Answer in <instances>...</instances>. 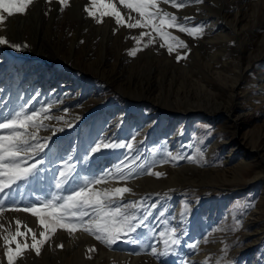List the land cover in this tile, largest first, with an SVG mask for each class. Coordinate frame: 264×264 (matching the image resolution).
Wrapping results in <instances>:
<instances>
[{
    "label": "rangeland",
    "instance_id": "rangeland-1",
    "mask_svg": "<svg viewBox=\"0 0 264 264\" xmlns=\"http://www.w3.org/2000/svg\"><path fill=\"white\" fill-rule=\"evenodd\" d=\"M89 2L69 0V7L61 12L57 0H35L33 7L41 3L47 12L42 14L53 9L59 12L51 31L42 28L45 33L50 31L45 42L49 54L36 53L38 56L30 59L20 54L29 59L27 64L37 72L35 76L50 70L52 85L34 84L40 83L36 77L25 91L19 90L17 83L0 84V112L19 110L21 105L40 109L51 104L50 114L63 117L45 121L48 128L39 135L51 136V141L45 150L47 156L42 153L37 157L44 164L35 178L21 183L15 198L23 206L36 196L44 198L57 192L55 181L65 161L79 177H91L115 171L121 161L131 163L133 157H139L133 165L136 171L138 165H145L165 175L153 176L154 184L141 183L151 176L143 173L127 182L133 194H126V200H143L145 207L157 204L151 209L147 227L137 232L149 234L150 228V235L158 239L166 227L161 221L167 220L168 227L180 230L182 243L167 255L152 256L150 249L133 255L138 247L130 243L120 242L118 247L124 251H112L82 231L69 235L57 230L39 256L28 250L17 264H264V0H202L182 9L161 0L164 10L192 18L188 26L204 28L197 38L170 30L189 46L178 50L187 57L180 60L176 53L160 48L158 39L144 48L148 37L137 55L130 56L129 51L136 47L132 37L147 30L117 26L110 17L102 18V23L88 19L83 9ZM113 3L127 21L128 10L119 0ZM78 17L87 25L91 20L90 28L82 29L86 33L90 29V42L79 36L82 43L72 52L70 38L75 29H81L77 28ZM102 36L106 37L104 46ZM24 42L27 51L34 50L31 32L26 33ZM99 49L105 53V67L94 63ZM9 64L5 60L0 67ZM131 75L144 79L145 88L137 90V84L129 85ZM53 128L63 131L52 135ZM129 142L134 145L131 150L110 148L88 155L96 143ZM232 149L235 152L229 161ZM168 152L185 158L161 164ZM188 156H196L197 161L190 162ZM119 186L124 185H103ZM21 212H5L8 214H3L0 222L13 217L4 227L14 232L16 217L21 231L31 228L39 236L42 228L38 218ZM160 212H164L163 217H159ZM149 243H156L163 251L162 242ZM194 243L198 244L196 249L189 247ZM92 247L96 251L89 253ZM67 248L72 252L64 259ZM3 253L0 239V264H6Z\"/></svg>",
    "mask_w": 264,
    "mask_h": 264
},
{
    "label": "snow or ice",
    "instance_id": "snow-or-ice-1",
    "mask_svg": "<svg viewBox=\"0 0 264 264\" xmlns=\"http://www.w3.org/2000/svg\"><path fill=\"white\" fill-rule=\"evenodd\" d=\"M46 2L51 3L52 0H46ZM57 2L61 5V12L69 7V0H57ZM200 2L202 0H162V3L175 9H182L188 3ZM34 3L35 0H0V31H6L9 18L26 15ZM119 3L128 10L127 21L113 0H90L83 10L97 23H102L104 17H110L114 19L117 26L146 29L147 31H141L138 36L132 37L136 47L129 51L130 56L137 55V52L141 50V42L148 37L147 43L143 45L144 48L156 43L158 39L160 48H166L169 54L176 53L177 60L186 59V54L181 56L178 50H187L188 44L170 30L187 34L193 38L203 35L202 25L188 26L192 18H181L164 10L160 7L161 0H119ZM132 13L136 16L133 17ZM116 30L114 28L113 32L115 33ZM0 45H6L17 51L22 47L21 44L11 42L6 35H0ZM23 47L26 48L27 45ZM51 109V104L47 107L42 106L40 109H26L24 105H21L19 110L0 112V217L8 211L30 213L38 218V223L42 228L37 236L31 228L21 231L20 220L15 221L14 232L10 227L5 228L3 224H0V230H2L0 239L3 241L6 264H17V261L28 250L34 251L39 256L44 245L50 243L57 230H64L69 235L82 231L112 251H124L118 247L120 242L130 243L138 247V251L131 253L133 255H139L149 249L152 256L167 255L174 250V246L181 245L180 230L177 227H168L167 220L161 221L166 227L159 232L158 239L150 235L153 232L150 228L149 234L137 232L139 228L147 227L146 221L149 216L153 215L151 209H155L157 204L153 203L145 207L143 200H126V194H133L132 189L126 186L127 182L133 176H139L142 173L157 178L165 175L163 172L152 171L145 165H138L139 171H136L133 165L139 157H133L131 163L121 161L115 171H104L100 175L91 177H79L73 165L65 161L64 169L59 172V177L55 181V188L58 191L44 198L36 196L33 201L20 206L22 201H17L15 197L20 192L21 183L30 182V178L38 175L44 160L37 159V157L42 153L47 156L45 150L49 148L51 136L40 137L39 133L42 129L47 130L48 125L45 121L63 119V117L51 115ZM56 131H63V129L53 128L52 135H55ZM132 139L135 140V137ZM133 147L131 142L96 143L90 148L88 155L99 153L102 149L127 148L131 150ZM184 158L168 152L167 158H162L160 163L166 164L170 160L176 161ZM186 158L190 162L197 161L196 156ZM154 164L155 162L153 166ZM113 182L124 186L103 187ZM185 210H187L186 207ZM163 216L164 212H160L159 217ZM29 233L31 244L28 243ZM18 238H22L23 243ZM149 240L162 242L163 251H159L157 244L149 243ZM57 247L63 248V244H58ZM189 247L196 249L198 244L194 243ZM95 251V247L88 249L89 253ZM88 258L90 259L91 256Z\"/></svg>",
    "mask_w": 264,
    "mask_h": 264
},
{
    "label": "bare ground",
    "instance_id": "bare-ground-1",
    "mask_svg": "<svg viewBox=\"0 0 264 264\" xmlns=\"http://www.w3.org/2000/svg\"><path fill=\"white\" fill-rule=\"evenodd\" d=\"M37 2V1H36ZM74 6V5H73ZM42 12L44 11V7L42 6L41 3H38L35 7L32 6V9L28 11V13L26 15H23V17L17 16L16 17H11L8 19L7 23H6V31H0V35H6V37L13 43H18L21 44V50L17 51L16 49L10 48L6 45H0V62L3 61H7L10 63L7 67H5L4 69H2L1 67V71H0V84H4V86H9V85H13L14 83H17L19 85V90L25 91L28 88L32 87V81L34 80V78L36 77L38 79V81L40 83H34V84H39L40 86H43L45 88H49L50 85H52L51 83H49V75H50V70L47 71L43 70V73H39L35 76V72L34 70H30V66L27 64L28 60L30 58L36 57L38 56L37 54H41L44 55L43 52L48 53V49L46 47L45 42L48 43V39H50V31L53 29V24L55 21V17L57 16V14L59 13L57 11V9H53L52 11L50 10V12L48 14H42ZM47 13V12H45ZM57 13V14H56ZM75 13V12H74ZM77 14V13H76ZM80 14V13H79ZM78 14V15H79ZM74 15V14H73ZM75 17V16H72ZM80 18H82V16L80 15ZM207 18H209V16H207ZM88 19H90V17H88ZM77 22H78V26L77 28H81V29H75L73 31V36L71 39V51L74 52L77 44L79 43L81 45L82 42H79V39L81 35H83L82 38L85 37V39L87 38L88 43L90 42V40L88 39V36L90 37V26H91V20H89V25L86 24V22L83 23L82 19H79V17L77 18ZM43 26L46 27L47 31L46 33L43 31ZM214 26V25H213ZM86 27H89L87 29V33L82 30L83 28L86 29ZM101 28V27H100ZM106 28V26H105ZM93 29V28H92ZM212 29V28H211ZM71 31V30H70ZM82 31V32H81ZM84 31V32H83ZM27 32H31L32 36H33V44L35 46L34 50L32 51H27V47H23V45H25V35ZM59 33V32H58ZM57 33V34H58ZM72 33V32H71ZM87 34V35H86ZM56 35V34H55ZM63 35V34H62ZM67 36V35H66ZM65 36V37H66ZM64 38V37H63ZM57 39V38H56ZM59 40V39H58ZM101 42L103 43V46L106 43V37L102 36L101 37ZM105 40V41H104ZM51 43V42H50ZM56 43V42H55ZM62 43V42H61ZM85 44V43H84ZM45 46V48H44ZM84 46V45H83ZM30 47V48H32ZM61 47V45H60ZM89 47V46H88ZM38 48V49H37ZM57 48V47H56ZM92 48V47H91ZM90 48V49H91ZM83 49V47H82ZM31 50V49H30ZM88 50V49H87ZM15 51L18 53H15ZM98 59L95 60L94 63H96L97 66H103L104 65V60H105V53H102V50H98ZM105 52V51H104ZM26 54L28 55L29 59H26L25 57H22L21 54ZM37 53V54H36ZM43 53V54H42ZM55 53V52H54ZM49 54V53H48ZM53 54V53H52ZM71 54V53H70ZM36 55V56H35ZM57 55V54H56ZM48 62H52V60H48ZM93 62V61H91ZM89 64V63H88ZM91 65V64H89ZM117 65V64H116ZM115 65V66H116ZM1 66V65H0ZM93 67V66H92ZM25 70V71H24ZM217 75V74H216ZM32 77V79H31ZM227 77V76H226ZM138 78V80L136 81V79ZM133 76L131 75L129 80L127 81L128 83H132L129 84L131 86H133V84H137L135 86V88L137 90H141V88H145V84L143 82V80H141L139 77ZM236 78V77H235ZM227 80V79H226ZM236 80V79H235ZM149 81V79L147 80ZM162 82V81H160ZM31 85V86H29ZM128 85V86H129ZM54 86V85H53ZM150 86V85H149ZM141 87V88H140ZM163 87V86H162ZM134 88V89H135ZM135 89V90H136ZM161 89V86H160ZM151 126V125H149ZM51 141V140H50ZM49 141V142H50ZM235 150L232 149L229 151V161L230 158L233 156ZM250 166V165H249ZM181 171V170H180ZM242 176V175H241ZM153 175H151L149 178H145L141 181V183H146V184H154L155 180H153ZM140 181H137L135 183H139ZM140 183V184H141ZM8 214V213H6ZM4 214V215H6ZM12 214V211H11ZM19 213H16V215ZM22 214V212H21ZM14 215V214H13ZM25 217V216H24ZM27 217H30L27 215ZM34 217V216H33ZM8 217H5L2 219V221L0 222V224L5 225L7 223V221L9 219L12 220L11 216L10 218L7 220ZM36 218V217H35ZM14 219V218H13ZM15 219L17 220V218L15 217ZM13 221V220H12ZM35 222V221H34ZM33 222V223H34ZM60 236V235H59ZM66 237V235H64ZM65 239V238H64ZM71 246V245H70ZM69 251L68 252H64L63 253V258L66 259L69 255V253L71 254V250L70 248H67ZM66 249V250H67ZM73 249V248H72ZM102 253V252H101ZM103 255V253H102ZM50 259V258H49ZM79 260V259H78ZM202 260V259H201ZM87 261V260H86ZM80 263H83L82 260H80ZM89 263V261H88ZM53 264V263H52ZM58 264V263H57ZM85 264V263H83Z\"/></svg>",
    "mask_w": 264,
    "mask_h": 264
}]
</instances>
